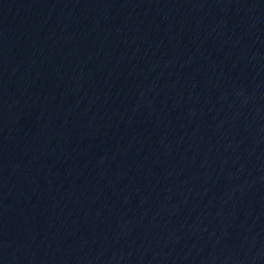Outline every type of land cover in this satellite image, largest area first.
<instances>
[{"label":"water","instance_id":"water-1","mask_svg":"<svg viewBox=\"0 0 264 264\" xmlns=\"http://www.w3.org/2000/svg\"><path fill=\"white\" fill-rule=\"evenodd\" d=\"M0 264H264V0H0Z\"/></svg>","mask_w":264,"mask_h":264}]
</instances>
